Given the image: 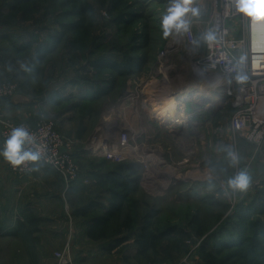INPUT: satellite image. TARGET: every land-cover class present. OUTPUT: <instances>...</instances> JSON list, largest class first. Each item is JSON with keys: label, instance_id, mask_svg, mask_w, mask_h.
Returning a JSON list of instances; mask_svg holds the SVG:
<instances>
[{"label": "rangeland", "instance_id": "1", "mask_svg": "<svg viewBox=\"0 0 264 264\" xmlns=\"http://www.w3.org/2000/svg\"><path fill=\"white\" fill-rule=\"evenodd\" d=\"M70 1L40 0L35 10L27 3L15 10L17 0H0V49L9 74L0 79L16 85L9 99L18 96L29 104L41 105L36 122L45 120L68 143L79 167V179L85 177L88 188L87 194L74 192V184L68 187L64 181L63 197L52 200L55 205L50 211L36 193L45 190L43 183L19 192L7 181L1 166L6 160L0 138V264H33L32 253H36L39 264H62L60 255L68 257V264H99L86 257L83 260L81 255L111 240L91 241L88 218L76 212L90 202L101 208L109 205L112 190L120 189L127 178V171L117 174L125 163L135 164L140 176L138 190H128V207L141 216L159 210L155 218L158 228L179 229L149 257L137 256L136 238L131 236L116 253L124 264H201L205 248H218L227 256L242 246L251 251L258 247V254L254 251L252 255L259 256V264H264V146L259 148L231 131L235 112L231 99L214 92L184 101L202 110L195 117L199 123L195 120L196 125L191 123L181 133L173 128L185 120L174 124L159 119L154 108L160 101L153 109L144 102L150 93H157L159 83L167 86V94L161 96L164 99L198 78L192 65L196 56L187 49L160 58L168 43L161 21L173 0H137L139 4L130 0L136 4L134 8L115 13L99 0H85L93 8L88 33L68 34L39 66L35 63L38 53L49 48L52 35L61 31V14L71 10L63 3ZM140 10L148 17L151 33L146 61L137 73L116 74L114 88L101 96L98 86H104L112 74L106 71L99 76L95 65L100 66L102 59L122 63L133 54L132 36L145 21L129 29L119 18L125 20L128 13ZM203 16L209 18L208 13ZM201 36L197 35V41L202 54L206 44ZM31 39L35 41L31 49L18 50ZM123 130L139 134L134 158L108 159L102 147L117 144ZM49 168L52 173L47 172V177L61 181L58 172ZM241 171L250 177L249 186L243 191L233 190L228 180ZM30 213L44 218L37 234L40 242L34 248L13 234L19 228L18 221ZM194 217L205 227L202 235L189 225Z\"/></svg>", "mask_w": 264, "mask_h": 264}, {"label": "built area", "instance_id": "2", "mask_svg": "<svg viewBox=\"0 0 264 264\" xmlns=\"http://www.w3.org/2000/svg\"><path fill=\"white\" fill-rule=\"evenodd\" d=\"M189 7L199 9V16H193L191 12L186 14L184 18L189 21L188 31L173 30L168 36L167 46L160 58H165L170 53L183 49H187L190 55L195 54L196 57L192 63L194 72L201 74L204 78L210 77V82L216 80L220 85V95L231 99L235 109L230 125L231 131L236 137L240 136L259 148L263 147L264 37H259V29L264 30V20H254L253 17L238 11L236 0H192ZM206 13L209 18H204L203 15ZM206 19L208 21H205ZM210 29L216 32L217 41L211 46L205 42L206 53L201 54L198 43H196L197 35H202ZM241 57H244L243 73L247 76V80L243 84L238 83L235 79V66ZM160 85L161 92V89H158ZM155 87L157 93H150L144 100L145 103L152 106V109V104L158 103L161 100L159 97L167 92V86L164 84L159 83ZM15 92V83L9 80H0V136L3 146L5 147V142L12 129L23 127L31 137V142L25 145L26 150L38 151L40 159L26 161L19 166H13L8 161L9 169L16 174H33L36 163H41L55 169L69 187L80 178L79 167L74 163L70 146L45 120L31 124L9 118L5 112L4 104ZM178 110H184L187 113L185 122L180 125L188 127L202 109L199 106L195 108L190 103H183ZM138 135L137 132L131 133V130L122 132L118 137L117 144L102 147L103 150L104 148L106 150L104 151L105 156L117 161L134 158L133 152L139 147L135 143ZM119 148L123 150H119ZM60 256L62 264L69 263L68 257Z\"/></svg>", "mask_w": 264, "mask_h": 264}, {"label": "trees", "instance_id": "3", "mask_svg": "<svg viewBox=\"0 0 264 264\" xmlns=\"http://www.w3.org/2000/svg\"><path fill=\"white\" fill-rule=\"evenodd\" d=\"M45 0H42V2ZM130 0H99L103 6H109L110 13H115L121 9H132L139 1L136 0V4L129 3ZM154 1V0H151ZM30 4L32 9H37L40 0H17L13 9L17 10L22 4ZM133 4V5H132ZM70 6L71 10L62 12L61 17V31L52 35L50 38L49 48L39 51L35 63L41 66L46 57L52 52L56 51L58 46L64 41L68 34L88 33L91 14L93 11L92 5L85 3V0H71L70 3H63V7ZM124 25L131 29L137 24L143 23L141 29H137L132 36L131 46L133 54L126 58L122 63L113 62L110 59H102L101 65H95L97 74L100 76L106 71H110L112 77L103 86H98V94H108L116 84V74H124L126 71L137 73L142 69L146 61L145 50L151 44V33L148 25V17L143 10L132 11L128 13L126 19L119 18ZM35 44L34 39L28 41V43L21 45L18 49L28 50ZM108 60V62L106 61ZM115 63V64H114ZM110 74V75H111ZM1 80V79H0ZM99 98V97H98ZM119 175L122 172H128L127 178L120 183V189L112 190V199L109 201V205L106 208H101L96 202H90L82 205L77 209V215L87 217L89 224L87 226V236L95 242L102 240H111L108 244L104 245L103 249L107 252H114L123 247L124 244L130 242L131 236H135L134 245L137 248V256L149 257L150 253L158 250L161 243L172 234H174L179 228L176 226L160 229L156 226L155 218L160 214L159 210H149L143 216L135 213L128 207V190L132 187L133 190H138L140 185V176L133 163H125L120 167ZM102 177V176H101ZM96 209H101L100 212H96ZM23 220V221H22ZM18 221L19 228L15 236H21L26 243H30L31 247H36L39 244L40 238L37 235L41 231V223L44 222V218L30 213L26 216V219ZM189 225L192 230L198 235H202L205 232V227L198 222V219L194 217ZM242 246V245H241ZM258 247L254 250L244 249V247H238L230 255L223 256L222 251L218 248L212 251H203V262L201 264H259V256L254 257V251L257 252ZM258 254V252H257ZM33 264H39L36 253H32Z\"/></svg>", "mask_w": 264, "mask_h": 264}, {"label": "clouds", "instance_id": "4", "mask_svg": "<svg viewBox=\"0 0 264 264\" xmlns=\"http://www.w3.org/2000/svg\"><path fill=\"white\" fill-rule=\"evenodd\" d=\"M192 0H173L171 6L167 9V14L163 16L161 27L163 29V37L167 38L173 30L188 31L189 21L184 17L191 12L193 16H199V9L190 8ZM238 11L253 17L254 20H264V0H236ZM204 42L211 46L217 41V35L214 30H208L202 34L201 38ZM197 41L196 43H198ZM244 57H241L235 66V79L238 83L243 84L247 80V76L243 73ZM25 70L27 69L26 66ZM31 142L29 132L23 128H14L5 142L3 156L13 166H19L26 161H37L40 159L38 151L26 150L25 145ZM229 155H232L229 152ZM250 177L245 171L239 172L236 176L228 180V185L233 190H246L249 186Z\"/></svg>", "mask_w": 264, "mask_h": 264}, {"label": "crops", "instance_id": "5", "mask_svg": "<svg viewBox=\"0 0 264 264\" xmlns=\"http://www.w3.org/2000/svg\"><path fill=\"white\" fill-rule=\"evenodd\" d=\"M5 68L6 67L3 65L1 49H0V77L9 75L8 72L5 70ZM40 106L41 105H39V103L29 104L27 102V99L24 100L18 96L17 98L8 99L4 104L5 112L9 118L16 120V121H28L33 124L36 123L39 110L41 111ZM198 116L199 114L196 115L195 117H198ZM195 120L196 119H194L193 123H195ZM196 122L199 123L198 120H196ZM1 141H2V148H3L4 146H3L2 138H1ZM4 164L1 166H2L3 172L7 176L6 178H9V180L7 179L6 180L9 181V183L13 185V187L17 188L19 192H25L27 190L29 191V189L31 190L33 187L36 186L37 182L40 183L41 185L43 183V188L45 190L44 191L37 190L36 193H39L40 198H42L41 204H43V206L45 207L49 206L48 208H50V211L52 207L55 205L52 200L63 197L64 180L62 179V176L59 173L58 175L60 176L61 181L56 180L52 176L47 177L48 175L47 172H50L48 171V169H50L48 166L42 165L41 163H36L35 172L33 174H30L29 176L19 175L20 177L18 176L16 177L15 176L16 174L12 172L14 174L12 175L11 170L8 167V160H6ZM83 179H86V178L83 177L82 179H79L78 181L73 183L74 185L73 187H71V191L78 192L81 194L83 193L87 194L86 192L88 188L86 187V184H84ZM34 195L35 197H37L36 194ZM106 207H108V205ZM88 224H89V219H87L86 221V227L88 226ZM103 247L104 245L99 249L92 250L93 252L91 251L85 252L81 255V257L83 258V260H85L86 258L93 259V262H97L99 264H124L120 256L116 255L118 250L114 252H107L103 249Z\"/></svg>", "mask_w": 264, "mask_h": 264}, {"label": "bare ground", "instance_id": "6", "mask_svg": "<svg viewBox=\"0 0 264 264\" xmlns=\"http://www.w3.org/2000/svg\"><path fill=\"white\" fill-rule=\"evenodd\" d=\"M259 31V37L263 38L264 30L259 29ZM195 74V76H198V78L195 77L193 78V80L186 82L184 86L180 90H178L177 93H171V95L169 96L165 95L164 97H167L164 99L159 97L161 98L160 104L158 102L160 106L157 105V107L155 106L154 108L157 112L155 117L159 119H165L166 121H170L174 124L183 122V120H185V118L187 117V114L184 110L179 111L178 108L180 105H183L184 101L187 102L189 101V99L191 100L194 96L205 98L207 95H212L214 91L219 94V92L221 91L219 89L220 85H218V82L216 80L210 82V77L204 78L201 74H197V72ZM214 96L217 97L216 94Z\"/></svg>", "mask_w": 264, "mask_h": 264}, {"label": "water", "instance_id": "7", "mask_svg": "<svg viewBox=\"0 0 264 264\" xmlns=\"http://www.w3.org/2000/svg\"><path fill=\"white\" fill-rule=\"evenodd\" d=\"M173 129L175 130L174 132L181 133V132L184 131L185 126H184V125H176ZM125 131H126V130H123L122 132H125Z\"/></svg>", "mask_w": 264, "mask_h": 264}]
</instances>
